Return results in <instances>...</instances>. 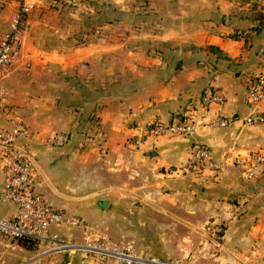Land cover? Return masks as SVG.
Listing matches in <instances>:
<instances>
[{
	"label": "crops",
	"instance_id": "obj_1",
	"mask_svg": "<svg viewBox=\"0 0 264 264\" xmlns=\"http://www.w3.org/2000/svg\"><path fill=\"white\" fill-rule=\"evenodd\" d=\"M26 1L31 12L34 4ZM257 1V9L264 6V0ZM96 2V13L111 17L105 23L98 18L95 33L82 30L83 41L59 53L38 54L26 46L29 12L23 58L0 80V128L9 107L37 133L22 140L35 154L41 174L37 190L53 208L85 220L96 238L132 244L142 254L189 256L191 264H264V166L247 179L243 166L232 163L264 149V123H243L251 110L248 80L264 72V29L252 30L251 6L238 0ZM18 6V0H0V40ZM120 16L128 32L121 38L104 32ZM237 30L248 31L246 38L233 37ZM18 69L31 72L26 84L17 83ZM206 86L223 95L222 104L200 106ZM188 107L199 124L196 133L138 147L129 143L150 122H167ZM218 116L229 124L212 126ZM58 132L69 134L64 146L42 144ZM195 141L224 163L221 171L181 169ZM239 203L242 210L233 218ZM14 209L1 204L0 217ZM207 222L222 225L215 255L216 246L204 234ZM57 230L78 241L84 236L78 228ZM0 264L113 262L66 252L39 256L0 237Z\"/></svg>",
	"mask_w": 264,
	"mask_h": 264
},
{
	"label": "built area",
	"instance_id": "obj_2",
	"mask_svg": "<svg viewBox=\"0 0 264 264\" xmlns=\"http://www.w3.org/2000/svg\"><path fill=\"white\" fill-rule=\"evenodd\" d=\"M19 6L12 16L9 31L0 40V80L5 78L12 65L23 58L21 44L23 35L27 31V15L31 4L26 0H18ZM247 31H233L235 38L244 39ZM24 66H30L24 61ZM247 102L250 112L243 118V123L252 125L264 123V111L260 109V102L264 101V72L252 76L247 83ZM223 95L211 86H206L199 104L207 108L211 103L222 104ZM6 126L0 128V205L11 203L14 206L13 214L0 217V237L8 241H23L39 256L57 252L79 254L97 260H111L113 264H191L189 256L176 259L160 258L142 254L135 250L132 244L119 246L94 236L93 228L81 217L53 208L43 195L37 190L41 174L38 171L34 152L22 140L37 138V133L26 125L19 117L18 112L9 107L4 109ZM230 120L218 116L210 120L212 126H226ZM198 121L194 117L192 108H185L165 122L154 120L142 130L134 134L129 143L133 147L140 146L144 141L155 142L159 138L172 136H186L197 132ZM69 140L67 132H59L42 141L48 147L64 146ZM233 164L243 166L245 178L251 179L264 166V149H259L241 158L236 156ZM224 163L211 158L208 147L195 141L190 154L181 169L190 172L211 170L218 173ZM242 203L237 204L232 217L242 210ZM78 228L84 236L81 241L66 237L57 228ZM222 225L207 222L204 234L216 246L215 252L221 247ZM210 264V263H204Z\"/></svg>",
	"mask_w": 264,
	"mask_h": 264
},
{
	"label": "rangeland",
	"instance_id": "obj_3",
	"mask_svg": "<svg viewBox=\"0 0 264 264\" xmlns=\"http://www.w3.org/2000/svg\"><path fill=\"white\" fill-rule=\"evenodd\" d=\"M31 2L34 5L29 16L31 23L26 36V46L28 45L30 50H35L38 54L59 53L75 41L77 43L83 41L80 37L83 31L95 33L97 19L100 18L101 23H105L112 14L96 13L94 10L97 5L96 0H31ZM0 20L2 21L1 18ZM122 21L120 16L119 20L116 19L111 23V27L106 26L103 29L104 32L107 31L117 38L123 37L128 32V27ZM44 22L46 25L43 24ZM2 31L3 29H0V32ZM68 36L69 38L65 41ZM16 72L18 73L17 83L26 84L31 77L29 70L18 69ZM3 87L13 88V85L5 84Z\"/></svg>",
	"mask_w": 264,
	"mask_h": 264
},
{
	"label": "trees",
	"instance_id": "obj_4",
	"mask_svg": "<svg viewBox=\"0 0 264 264\" xmlns=\"http://www.w3.org/2000/svg\"><path fill=\"white\" fill-rule=\"evenodd\" d=\"M238 1H240L241 4L249 3V5L251 6L250 9H252V16L256 20V25L254 26L252 30L255 32H261L264 29V13L262 11L264 6H261L259 9H257V6L259 4L257 0L256 1L255 0H238ZM209 48L211 50H216L214 46H209ZM19 243L25 245L26 247H29L26 242L19 241Z\"/></svg>",
	"mask_w": 264,
	"mask_h": 264
}]
</instances>
